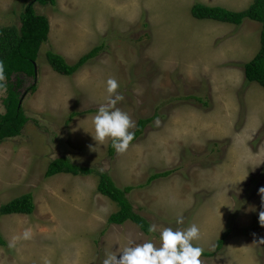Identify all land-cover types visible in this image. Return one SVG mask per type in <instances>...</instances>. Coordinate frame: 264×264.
I'll list each match as a JSON object with an SVG mask.
<instances>
[{
    "label": "rangeland",
    "instance_id": "rangeland-1",
    "mask_svg": "<svg viewBox=\"0 0 264 264\" xmlns=\"http://www.w3.org/2000/svg\"><path fill=\"white\" fill-rule=\"evenodd\" d=\"M32 1L0 0V29L21 28ZM55 2L35 5L50 21L36 79L21 74L9 81H21L17 92L29 121L19 137L0 144V207L32 193L36 208L32 215L0 217L7 242L0 246V264H103L107 254L128 246H160L164 228L192 224L201 232L194 245L215 253L202 256V264H264V244H258L264 237V87L246 82L244 69L261 49L262 25L192 14L197 3L242 12L255 0ZM101 46L72 77L54 71L47 58L52 51L74 65ZM109 78L119 83L124 100L117 107L135 123L133 132L139 120L156 117L135 144L113 157L111 140L96 145L93 139V117L107 102ZM6 96L0 89V114ZM62 157L108 173L120 188L135 187L129 199L156 226L154 234L131 221L108 223L119 206L98 192V176L46 178ZM166 171L173 173L140 188Z\"/></svg>",
    "mask_w": 264,
    "mask_h": 264
},
{
    "label": "trees",
    "instance_id": "trees-1",
    "mask_svg": "<svg viewBox=\"0 0 264 264\" xmlns=\"http://www.w3.org/2000/svg\"><path fill=\"white\" fill-rule=\"evenodd\" d=\"M37 3H40L42 6H48L56 2L55 0H33L21 14V28L6 27L0 29V61H2L5 66L6 77L4 81L0 82V89L7 91V96L3 101L5 113L0 114V144L19 137L29 121L23 110L22 99L17 92L21 85V81L17 79L16 85L9 84V81L13 75L21 74L36 79L38 73V56L42 45L48 42L50 32V21L46 16L36 11L35 5ZM192 14L197 20H211L241 26L245 20L249 19L262 25L261 49L255 58L250 63L246 64L244 69L246 82L258 83L264 87V0H255L254 4L249 9L242 12H233L225 8L210 7L207 4L197 3L192 8ZM103 49L104 46H101L92 50L74 65L68 64L64 57L52 51L47 54V58L54 71L62 76L72 77L89 61L96 58ZM36 90V85L29 88V91L32 93H35ZM94 112L95 111H88V113ZM77 115V113L72 115V118ZM155 120L156 117L139 120L138 128L134 132L135 137L130 145L135 144L139 138L144 135L147 126L152 124ZM115 153L116 151L111 144L109 155L113 157ZM172 173V171L155 173L149 178L146 185L140 188H145L156 180L168 178ZM59 174H68L75 177L98 176L100 179L98 192L119 206V210L110 216L108 223L110 225L122 226L128 221H131L139 226L146 235L154 234L149 231L151 224L135 211L134 205L129 199V195L135 187L128 186L120 188L115 184L108 173H98L95 169L73 163V161L67 157H62L53 161L46 173V178H51ZM35 208L34 196L32 193H28L21 198L2 205L0 207V217L12 214L32 215ZM228 234L224 235L219 241L217 252L223 248ZM0 246L3 248L7 247V242L1 233ZM214 255V252H204L202 256L214 257Z\"/></svg>",
    "mask_w": 264,
    "mask_h": 264
},
{
    "label": "clouds",
    "instance_id": "clouds-1",
    "mask_svg": "<svg viewBox=\"0 0 264 264\" xmlns=\"http://www.w3.org/2000/svg\"><path fill=\"white\" fill-rule=\"evenodd\" d=\"M5 79V66L0 61V82ZM106 84L107 102L99 106L93 117L95 135L92 136L96 145L111 140L113 149L118 154H122L135 137L132 129L136 125L126 112L117 107V104L124 100V96L117 91L118 81L109 78ZM259 194L264 206V187L259 189ZM259 220L261 226H264V210L260 211ZM176 223L182 225L183 217H179ZM155 230V225L149 229L150 232ZM200 237V228L196 224L184 229L164 228L160 232V246H155L151 241L128 246L122 252H118L119 259L117 252L107 254L103 264H202L204 249L193 243ZM258 244H264V237L259 238Z\"/></svg>",
    "mask_w": 264,
    "mask_h": 264
}]
</instances>
